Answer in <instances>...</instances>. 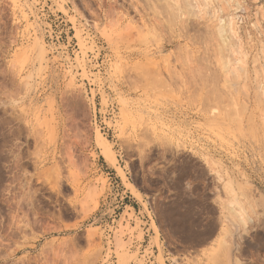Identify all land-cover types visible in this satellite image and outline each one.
Instances as JSON below:
<instances>
[{"label":"rangeland","instance_id":"1","mask_svg":"<svg viewBox=\"0 0 264 264\" xmlns=\"http://www.w3.org/2000/svg\"><path fill=\"white\" fill-rule=\"evenodd\" d=\"M149 1L0 0V264H264V0Z\"/></svg>","mask_w":264,"mask_h":264},{"label":"bare ground","instance_id":"2","mask_svg":"<svg viewBox=\"0 0 264 264\" xmlns=\"http://www.w3.org/2000/svg\"><path fill=\"white\" fill-rule=\"evenodd\" d=\"M148 1V0H147ZM152 1H155V0H152ZM152 1H149L150 3L152 2ZM158 0H156L155 2H157ZM160 1V0H159ZM164 2L161 4L162 5V13L163 12H166L164 15H166V17H167V15H168V20L167 19H165L166 21H167V23L169 24V22L171 23V21L173 20L174 21V19H176L177 17H179V14H183V15H185V14H187V16H188V14H189V16L190 15H196V13H198V9H197V7H198V5H197V3L195 2V1H197V0H172V1H170V0H163ZM202 5H204L205 4V1L206 0H198ZM217 1V0H216ZM173 2V3H172ZM218 2V1H217ZM222 2V1H221ZM232 2V1H231ZM149 3V4H150ZM209 3V2H208ZM224 3V2H223ZM232 4V3H231ZM236 4V3H235ZM153 5V4H152ZM156 5H158V4H156ZM238 5V4H237ZM155 6V5H154ZM153 6V7H154ZM160 6V5H159ZM200 6V5H199ZM152 7V6H151ZM157 8H158V6H156ZM161 7V6H160ZM226 8V7H225ZM153 9V8H152ZM164 9H165V11H164ZM156 10V9H155ZM153 11V10H152ZM159 11V10H158ZM160 11H159V13H161ZM222 12V11H221ZM155 13V12H154ZM159 13H157V14H159ZM156 14V13H155ZM162 15V14H161ZM201 15V14H200ZM215 15V14H214ZM121 16V15H120ZM188 16V17H189ZM122 17V16H121ZM186 17V16H185ZM214 17V16H213ZM190 18V17H189ZM197 18H199V17H197ZM121 19V18H120ZM180 19H182L181 18V15H180ZM200 19V18H199ZM231 20V19H230ZM234 20V19H233ZM160 21V20H159ZM165 21V22H166ZM187 21V20H186ZM161 23V22H160ZM183 23H185V22H183ZM172 24V23H171ZM170 24V25H171ZM187 24V23H186ZM225 24V23H224ZM227 24H228V26L226 27V26H224L223 25V27H224V30H222V31H220V29H222V28H219L218 29V31H216V34H214V35H216V37H218L219 38V41L218 42H220L221 43V47H222V49H220L221 50V52L223 51L224 52V50H227L228 48H230V47H228L227 48V46L228 45H230V44H232V46L235 44V42L233 41V39H232V37H234V35L235 34H237V33H235L236 31V29H234V27H233V22H232V24H231V21H229V22H227ZM162 25V24H161ZM162 26H164V25H162ZM172 26V25H171ZM166 27V26H165ZM169 27V26H168ZM226 27V28H225ZM235 27H236V25H235ZM140 29H147V28H144V24H141V26L139 27ZM167 28V27H166ZM208 28H210V27H208ZM213 28H215V27H213ZM207 29V28H206ZM135 30V29H134ZM139 30V29H138ZM169 30V29H168ZM210 30H212V29H210ZM141 31V30H140ZM140 31H138V32H140ZM147 31V30H146ZM195 31V30H194ZM207 31V30H206ZM209 31V30H208ZM223 31H225V33L226 34H222V32ZM137 32V31H136ZM135 32V33H136ZM153 33H154V31H152ZM196 32V31H195ZM212 32H214L213 30H212ZM142 33H143V31H142ZM206 33H208V32H206ZM209 34H211V33H209ZM212 34V35H213ZM203 36H204V34H203ZM209 36V35H208ZM207 36V37H208ZM232 36V37H231ZM213 37H215V36H213ZM236 37V36H235ZM209 38V37H208ZM212 39V38H211ZM214 39V38H213ZM216 39V38H215ZM232 39V40H231ZM238 39V38H237ZM207 40V39H206ZM205 40V41H206ZM233 41L232 43H229L228 44V41ZM236 40V39H235ZM216 41V40H215ZM215 41H214V43H215ZM230 41V42H231ZM219 43V44H220ZM229 50H231V49H229ZM228 51V50H227ZM213 53H214V51H213ZM232 53H234V51L232 50ZM231 53V54H232ZM235 53H236V51H235ZM222 54V53H221ZM224 54V53H223ZM230 53L229 54H227V55H231ZM225 55H226V53H225ZM224 55V57L225 58H223L222 59V57H221V59H222V61L224 60V62L226 61V62H229L230 60L232 61V58H234V56L232 57V58H229V57H231V56H227L230 60L229 61H227L226 60V56ZM216 56V55H215ZM223 56V55H222ZM239 56H240V54H239ZM241 58L242 57H240V60H241ZM216 60H217V57H216ZM221 61V62H222ZM230 61V62H231ZM235 61V60H234ZM225 62V63H226ZM241 62V61H240ZM243 62V61H242ZM224 63V64H225ZM218 64V63H217ZM228 64V63H227ZM227 64H225V65H227ZM243 64V63H242ZM224 65V66H225ZM241 65V64H240ZM239 65V66H240ZM228 66V65H227ZM243 66V65H242ZM217 67V66H216ZM220 67V66H219ZM226 67V66H225ZM231 67V66H230ZM237 67V66H236ZM244 67V66H243ZM234 68V67H233ZM240 68H241V66H240ZM239 68V69H240ZM238 68H237V70H239ZM218 70H220V69H218ZM230 70H231V68H230ZM236 70V69H235ZM237 70H236V72H237ZM241 70H242V68H241ZM220 72V71H219ZM232 72V71H231ZM220 73H222V72H220ZM228 73V72H227ZM258 73V72H257ZM263 74V73H262ZM228 74H226V76H227ZM238 75H239V73H238ZM222 76H224V75H222ZM263 76V75H262ZM237 77V76H236ZM238 78H239V76H238ZM263 78V77H262ZM206 82V81H205ZM209 82V81H208ZM260 82V81H259ZM226 84V83H225ZM209 85V84H208ZM260 85V84H259ZM207 86V85H206ZM221 86H223V85H221ZM226 86V85H225ZM224 86V87H225ZM257 87V86H256ZM208 88V87H207ZM258 88V87H257ZM220 89H222V88H220ZM244 89V88H243ZM226 90V89H225ZM228 90V89H227ZM226 90V91H227ZM220 92V91H219ZM222 92V91H221ZM224 92V91H223ZM229 92V91H228ZM262 92V91H261ZM233 94V93H232ZM246 94H247V92H246ZM220 95V94H219ZM226 96V95H225ZM224 96V97H225ZM231 96V95H230ZM222 97V96H221ZM261 97H263L262 95H261ZM223 98V97H222ZM231 98V97H230ZM232 99V98H231ZM246 99V98H245ZM234 100V99H233ZM237 100V99H236ZM235 100V101H236ZM230 102V106H231V100H229ZM256 101H258V100H256ZM259 102V101H258ZM248 103V102H247ZM246 103V104H247ZM245 105V104H244ZM257 105V104H256ZM225 106H226V104H225ZM235 108V107H234ZM234 108H233V110H234ZM240 109H241V107H239ZM232 110V109H231ZM227 111V110H226ZM230 111V110H229ZM236 111V110H235ZM238 111V110H237ZM232 112V111H231ZM239 112H241V110H239ZM224 113H226L225 111H224ZM230 114V113H229ZM231 115V114H230ZM234 115V114H233ZM237 115H239L238 113H237ZM109 156H110V154H109ZM112 156V155H111ZM208 163V162H207ZM210 164V163H209ZM212 164V163H211ZM208 165V164H207ZM209 166V165H208ZM229 182L227 181L226 182V186H224L226 189L228 188V186H230V184H228ZM223 187V188H224ZM225 189V190H226ZM228 190V191H227ZM226 190V193L228 194L230 191H233V189H231V188H229V189H227ZM240 190V189H239ZM240 192V191H239ZM243 192V191H242ZM233 192H230V195L232 194ZM243 194V193H242ZM137 195V194H136ZM229 195V194H228ZM245 196V195H244ZM239 198V197H238ZM234 198L232 197L231 198V200H233ZM226 200V199H225ZM251 200V199H250ZM260 199H258V200H254L253 202H251V204L253 203L254 204V206L256 207V208H264V200L262 201H259ZM231 202V203H230ZM229 203H230V206L232 205V204H234V200L233 201H230ZM236 203H238V202H236ZM252 204V205H253ZM235 205V204H234ZM237 205V204H236ZM239 216V215H238ZM244 221V220H243Z\"/></svg>","mask_w":264,"mask_h":264},{"label":"built area","instance_id":"3","mask_svg":"<svg viewBox=\"0 0 264 264\" xmlns=\"http://www.w3.org/2000/svg\"><path fill=\"white\" fill-rule=\"evenodd\" d=\"M138 247L139 256L143 258L146 264H156L155 262V251L154 248L149 247V242L142 240L139 244L136 245Z\"/></svg>","mask_w":264,"mask_h":264}]
</instances>
